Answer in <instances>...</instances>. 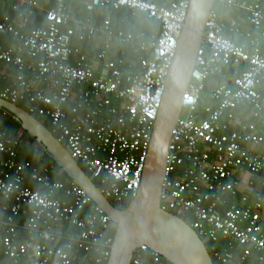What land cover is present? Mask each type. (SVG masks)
<instances>
[{"label": "built area", "instance_id": "obj_1", "mask_svg": "<svg viewBox=\"0 0 264 264\" xmlns=\"http://www.w3.org/2000/svg\"><path fill=\"white\" fill-rule=\"evenodd\" d=\"M72 1L56 0L53 9H43L34 0H18L0 14V41L9 42L6 47L0 42V64L14 70L4 86L0 71V99L46 119L104 198L121 206L140 189L191 0L84 2L87 12L123 8L132 18L144 16L159 25L152 36L114 34L110 18L97 28L79 21L70 29L67 3ZM223 10L245 14L249 31L226 24ZM37 14L43 26L30 28ZM75 30L114 39L143 57L137 63L112 59L106 43L97 56L98 73L72 47ZM230 36L244 42L239 45ZM228 67L240 70L222 76ZM219 76L222 82L207 90ZM263 84L264 0H213L167 144L159 204L190 223L218 264H264V156L245 147L257 141L253 125L228 130L240 107L264 124L258 91ZM24 143L21 134L11 138L0 128V264H108L115 225L79 187L52 181L56 167L44 158L37 164L19 161ZM244 175L249 179L242 191ZM26 180L40 189L31 191ZM19 215L26 220L17 225ZM130 264L170 263L139 246Z\"/></svg>", "mask_w": 264, "mask_h": 264}, {"label": "water", "instance_id": "obj_2", "mask_svg": "<svg viewBox=\"0 0 264 264\" xmlns=\"http://www.w3.org/2000/svg\"><path fill=\"white\" fill-rule=\"evenodd\" d=\"M212 2L191 0L154 122L141 186L125 210L114 207L104 198L49 129L17 105L0 99V111L11 115L19 123L22 132L32 138L60 172L84 191L115 225L108 264H130L132 254L139 246H146L170 264H213L204 243L190 228V223L163 211L159 204L167 144L179 116L182 95L190 78L195 52Z\"/></svg>", "mask_w": 264, "mask_h": 264}, {"label": "crops", "instance_id": "obj_3", "mask_svg": "<svg viewBox=\"0 0 264 264\" xmlns=\"http://www.w3.org/2000/svg\"><path fill=\"white\" fill-rule=\"evenodd\" d=\"M34 1L43 9H53L56 3V0H34ZM85 1L86 0H76V1L67 3V8L71 16V21L68 24V28L76 29V22H79V21L86 22L90 27L97 28L100 25H102V23L104 22L106 18H110L111 20V17H110L111 10L94 9L91 12H87L85 9V5H84ZM15 3H18V0H0V14L5 13L10 8V6ZM126 13L130 14L129 11ZM36 17H40L42 20V16L40 14H37ZM221 18L226 24L227 23L239 24L242 32L249 31V25L246 22V16L243 13L235 12L232 10H223L221 13ZM129 19L130 21H128L126 18H123L122 20L125 21L124 24H120V23L118 24L117 22L115 23L111 20L112 27H113L112 28L113 33L114 34H117L118 32L133 33L132 30L134 29L135 25H140L142 22L141 17L132 18L131 14L129 16ZM121 26H123L124 28V29L122 28L123 30L119 29ZM133 34H138V33H133ZM144 35L152 36L155 34H144ZM230 37L233 42L239 45H241L244 42L243 38L240 36H230ZM111 41L106 36H103V35H97V36L90 37L88 36L86 32L75 30V35L72 38V47L80 50L82 54L87 56V58L91 60L94 69L98 73H101L102 68H101L99 61H97V56L102 46L106 43H111V51H110L109 56L112 59L121 58L120 55H122V50H124L122 49V46L117 45L115 43L114 39ZM132 51L134 52V55L136 57L142 59L143 57L142 55L136 53L133 49ZM239 70L240 68L239 69H235L232 67L224 68L222 71V76H235L239 72ZM0 71L4 73L3 84L8 85L12 80L11 78H12V75L14 74V70L10 67H3L2 64H0ZM222 76L216 77L214 80H211L207 84L208 85L207 90L210 87H214L217 83L222 82ZM258 91L260 95L264 98V84L259 87ZM234 114H235V119L233 122L229 123L228 130L237 132V131H240L243 126L253 125L255 127V135H256L257 141L247 144L245 147H247L253 154L264 156V124L261 121L252 120L249 114V109L246 107H240L236 109ZM24 142H25L24 143V146H25L26 140H24ZM248 179H249L248 175L242 176L239 182L240 190L242 191L246 190V182L248 181ZM256 180L258 179L255 178V181ZM1 217H2V214L0 213V219Z\"/></svg>", "mask_w": 264, "mask_h": 264}, {"label": "trees", "instance_id": "obj_4", "mask_svg": "<svg viewBox=\"0 0 264 264\" xmlns=\"http://www.w3.org/2000/svg\"><path fill=\"white\" fill-rule=\"evenodd\" d=\"M126 9H117V10H112L111 9V20L113 22H117L118 24H124L125 21H123V18H126L128 21H130L129 13ZM142 19V22L140 25H135L134 29L132 30L133 33H144V34H156L159 30V25L158 23L152 21V20H147L146 17L144 16H140ZM121 21V22H120ZM30 28H34V27H42L43 26V22L41 20L40 17H35L32 22L30 23ZM123 26H121L119 29H122ZM126 32V31H125ZM2 43L3 46H9V42L7 39L5 40H1L0 41ZM122 55H120V57L125 61V62H138L140 60V58L136 57L134 55V52L132 51V49L129 46H122ZM225 72V71H224ZM2 86H4V84H1ZM19 108L23 109L24 111H27L26 107L22 104H16ZM36 119L41 122L47 129L51 130L50 125L48 123V121L46 119H42V118H38L36 117ZM0 128L1 130H3L7 136L11 137V138H16L18 135L21 134V136L23 137L24 140H26V145L21 148L18 152V160L19 161H30L33 164H37L39 162H41V158H44L45 162L47 164H52L56 167L55 163L51 160V158L49 157L48 154H46L42 148H40L35 141L30 138L28 135H26L25 133L22 132L19 123L9 114H6L3 111H0ZM22 132V133H21ZM81 168L84 170V168L81 166ZM56 172L54 174H51V180L52 181H69L70 183H72L64 174L59 173L60 170L56 167ZM85 171V170H84ZM87 174V173H86ZM94 184L96 185L97 188H99V185L96 181H94ZM24 186L27 187L28 189H30L31 191H37L39 190V186L34 183V182H30L29 180H26L24 183ZM111 204L120 209V210H125L129 204V202H126L125 204L121 205V206H117L114 202H111ZM26 220V216H22L19 215L16 219H15V223L18 225L24 223V221ZM202 242L204 243L206 250L212 260L213 264H218L215 260H213L211 253L209 251V245L204 242L202 240Z\"/></svg>", "mask_w": 264, "mask_h": 264}]
</instances>
